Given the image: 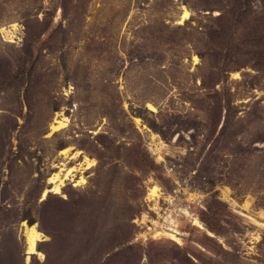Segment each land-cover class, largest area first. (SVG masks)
Instances as JSON below:
<instances>
[{
	"label": "rangeland",
	"instance_id": "374dc122",
	"mask_svg": "<svg viewBox=\"0 0 264 264\" xmlns=\"http://www.w3.org/2000/svg\"><path fill=\"white\" fill-rule=\"evenodd\" d=\"M0 264H264V0H0Z\"/></svg>",
	"mask_w": 264,
	"mask_h": 264
},
{
	"label": "bare ground",
	"instance_id": "6f19581e",
	"mask_svg": "<svg viewBox=\"0 0 264 264\" xmlns=\"http://www.w3.org/2000/svg\"><path fill=\"white\" fill-rule=\"evenodd\" d=\"M190 18V13L185 10L182 20L185 21L187 19ZM154 109V107L152 105H150V109ZM137 122H139V119H137ZM66 121L65 120H56L54 124L52 125V131H59L61 129H64L66 127ZM67 150L62 151V153H66ZM94 166L93 161L89 160L88 166H87V170H89L90 168H92ZM72 169L68 170L66 174L61 176V173H56L54 174L50 179H49V183L51 185H53L52 187V191L56 194H60L62 191V187L65 184V181L69 178L70 174L72 173ZM85 181L82 180L80 183H84ZM153 194H155V188L153 189ZM46 197V193L44 194V198ZM25 228V235H26V240H27V259L30 258L31 255H40L43 256L40 252H39V243L42 242L43 239V234L37 229V227L35 225H26ZM157 236H166V237H170L172 239H177L176 235L173 233H170L168 230H158L155 233Z\"/></svg>",
	"mask_w": 264,
	"mask_h": 264
},
{
	"label": "trees",
	"instance_id": "16d2710c",
	"mask_svg": "<svg viewBox=\"0 0 264 264\" xmlns=\"http://www.w3.org/2000/svg\"><path fill=\"white\" fill-rule=\"evenodd\" d=\"M34 224L33 221H29V225L32 226Z\"/></svg>",
	"mask_w": 264,
	"mask_h": 264
}]
</instances>
